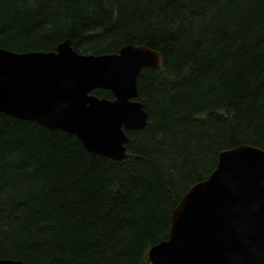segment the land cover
Returning a JSON list of instances; mask_svg holds the SVG:
<instances>
[{
  "label": "trees",
  "instance_id": "16d2710c",
  "mask_svg": "<svg viewBox=\"0 0 264 264\" xmlns=\"http://www.w3.org/2000/svg\"><path fill=\"white\" fill-rule=\"evenodd\" d=\"M84 54L146 44L129 159L0 111V257L28 264H151L183 194L243 143L264 149V0H0V47ZM112 99L105 89L92 92Z\"/></svg>",
  "mask_w": 264,
  "mask_h": 264
},
{
  "label": "water",
  "instance_id": "95a60500",
  "mask_svg": "<svg viewBox=\"0 0 264 264\" xmlns=\"http://www.w3.org/2000/svg\"><path fill=\"white\" fill-rule=\"evenodd\" d=\"M163 65L162 52L146 44L100 55L76 51L70 39L47 52L0 47V111L74 135L89 152L129 159L126 131L149 121L144 104L132 101L138 75ZM149 258L151 264H264V149L247 143L223 149L212 173L176 204L170 234ZM0 264L28 263L0 257Z\"/></svg>",
  "mask_w": 264,
  "mask_h": 264
},
{
  "label": "bare ground",
  "instance_id": "6f19581e",
  "mask_svg": "<svg viewBox=\"0 0 264 264\" xmlns=\"http://www.w3.org/2000/svg\"><path fill=\"white\" fill-rule=\"evenodd\" d=\"M124 47V46H123ZM145 68V67H144ZM154 68V67H153ZM142 70H143V68H142ZM141 70V71H142ZM140 71V72H141ZM140 74V73H139ZM139 76V75H138ZM132 101H138V102H140V103H142L139 99H138V96L136 97V98H134V99H132ZM143 104V103H142ZM144 110H145V108H144ZM148 113V112H147ZM149 115V114H148Z\"/></svg>",
  "mask_w": 264,
  "mask_h": 264
}]
</instances>
